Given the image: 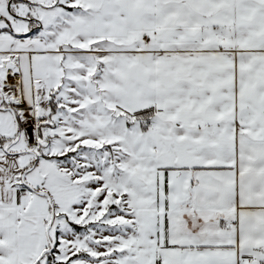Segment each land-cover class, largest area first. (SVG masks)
<instances>
[{"label": "snow or ice", "instance_id": "snow-or-ice-1", "mask_svg": "<svg viewBox=\"0 0 264 264\" xmlns=\"http://www.w3.org/2000/svg\"><path fill=\"white\" fill-rule=\"evenodd\" d=\"M0 264H264V0H0Z\"/></svg>", "mask_w": 264, "mask_h": 264}]
</instances>
